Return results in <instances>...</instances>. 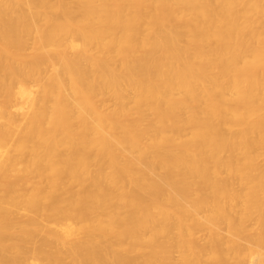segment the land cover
I'll list each match as a JSON object with an SVG mask.
<instances>
[{"label":"bare ground","instance_id":"obj_1","mask_svg":"<svg viewBox=\"0 0 264 264\" xmlns=\"http://www.w3.org/2000/svg\"><path fill=\"white\" fill-rule=\"evenodd\" d=\"M0 264H264V0H0Z\"/></svg>","mask_w":264,"mask_h":264}]
</instances>
